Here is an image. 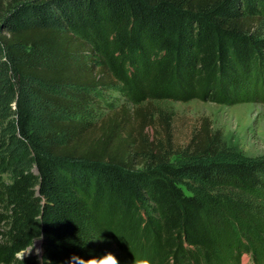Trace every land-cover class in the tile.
Returning <instances> with one entry per match:
<instances>
[{
    "label": "trees",
    "instance_id": "1",
    "mask_svg": "<svg viewBox=\"0 0 264 264\" xmlns=\"http://www.w3.org/2000/svg\"><path fill=\"white\" fill-rule=\"evenodd\" d=\"M193 99L264 102V0H0V264H261L264 158L178 146Z\"/></svg>",
    "mask_w": 264,
    "mask_h": 264
},
{
    "label": "rangeland",
    "instance_id": "2",
    "mask_svg": "<svg viewBox=\"0 0 264 264\" xmlns=\"http://www.w3.org/2000/svg\"><path fill=\"white\" fill-rule=\"evenodd\" d=\"M107 97L117 106L125 100L123 94L113 89L109 90ZM152 105L171 111L169 129L178 146H184L191 133L199 129L200 123L206 121L211 130L219 131L221 141L228 149L220 154V159L240 156L264 158V102L262 101L227 105L193 99L187 102L160 101ZM18 256L40 260L41 239H36L31 246L18 253ZM241 264L256 263L249 254L243 253ZM261 264H264V261Z\"/></svg>",
    "mask_w": 264,
    "mask_h": 264
}]
</instances>
